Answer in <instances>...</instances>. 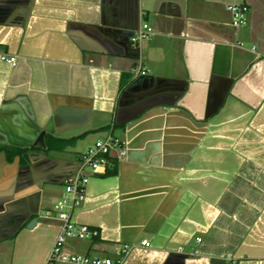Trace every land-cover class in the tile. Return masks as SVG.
<instances>
[{
	"label": "crops",
	"instance_id": "crops-1",
	"mask_svg": "<svg viewBox=\"0 0 264 264\" xmlns=\"http://www.w3.org/2000/svg\"><path fill=\"white\" fill-rule=\"evenodd\" d=\"M229 4L248 6L243 24ZM142 22L153 32L136 56ZM1 53L16 63L0 60V145L84 135L23 162L0 152V264H46L62 182L107 135L125 154L112 150L71 215L97 234L66 251L264 264V0H0Z\"/></svg>",
	"mask_w": 264,
	"mask_h": 264
},
{
	"label": "built area",
	"instance_id": "built-area-1",
	"mask_svg": "<svg viewBox=\"0 0 264 264\" xmlns=\"http://www.w3.org/2000/svg\"><path fill=\"white\" fill-rule=\"evenodd\" d=\"M232 15L231 23L239 26L246 21L249 8L246 4H229L226 7ZM152 28L146 23H140L134 35L131 37V44L138 55V48L142 40L152 34ZM0 60L10 65L16 63V56L1 53ZM136 73H144L140 65ZM112 150L117 151V157L125 154L122 143L111 135L97 138L79 156L76 168L63 180V195L52 207V213L48 216L59 222V233L48 254L46 264H120L123 258L132 249V245L124 243L117 246L116 257L95 256L68 252L64 248L67 239H84L97 234L96 230L90 229L87 225L78 224L71 219L72 211L85 197V189L88 178L91 174L105 173L109 164V157ZM197 241L200 238H196ZM143 246H149V242L141 240Z\"/></svg>",
	"mask_w": 264,
	"mask_h": 264
},
{
	"label": "trees",
	"instance_id": "trees-1",
	"mask_svg": "<svg viewBox=\"0 0 264 264\" xmlns=\"http://www.w3.org/2000/svg\"><path fill=\"white\" fill-rule=\"evenodd\" d=\"M128 75L125 76L122 75L120 78V84H119V92H121L125 86L128 83ZM82 135L84 134H80L78 136H74L71 138H56L53 137L52 135L49 134H45L44 136V143L45 145L43 147H39V146H34L31 145L29 147H8L5 145H0V152L4 153L5 159L7 161H12V159L14 157H18L20 162H23V158L26 159L27 154L30 151H43V152H47L50 151L51 149H62L67 145H72L78 138L82 137ZM50 141H52L53 143H51Z\"/></svg>",
	"mask_w": 264,
	"mask_h": 264
},
{
	"label": "water",
	"instance_id": "water-1",
	"mask_svg": "<svg viewBox=\"0 0 264 264\" xmlns=\"http://www.w3.org/2000/svg\"><path fill=\"white\" fill-rule=\"evenodd\" d=\"M137 56V54H136ZM34 146L43 147L45 145L44 143V131H41L40 134L37 136L36 140L33 142ZM35 223V220L32 219L30 223L28 224V227H32Z\"/></svg>",
	"mask_w": 264,
	"mask_h": 264
}]
</instances>
